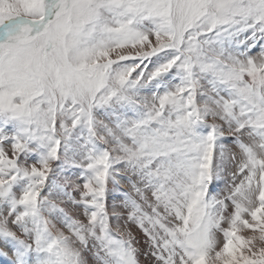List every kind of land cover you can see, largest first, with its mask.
<instances>
[{"label":"snow or ice","instance_id":"6c2138e0","mask_svg":"<svg viewBox=\"0 0 264 264\" xmlns=\"http://www.w3.org/2000/svg\"><path fill=\"white\" fill-rule=\"evenodd\" d=\"M0 264H264V0H0Z\"/></svg>","mask_w":264,"mask_h":264}]
</instances>
